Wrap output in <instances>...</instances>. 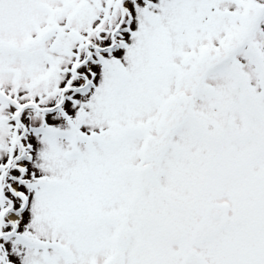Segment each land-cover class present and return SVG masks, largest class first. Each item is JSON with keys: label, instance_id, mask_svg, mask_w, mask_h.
<instances>
[{"label": "snow or ice", "instance_id": "6c2138e0", "mask_svg": "<svg viewBox=\"0 0 264 264\" xmlns=\"http://www.w3.org/2000/svg\"><path fill=\"white\" fill-rule=\"evenodd\" d=\"M0 264H264V0H0Z\"/></svg>", "mask_w": 264, "mask_h": 264}]
</instances>
